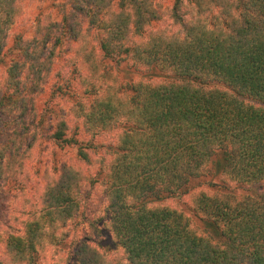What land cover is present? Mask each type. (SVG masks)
Masks as SVG:
<instances>
[{
  "label": "trees",
  "instance_id": "16d2710c",
  "mask_svg": "<svg viewBox=\"0 0 264 264\" xmlns=\"http://www.w3.org/2000/svg\"><path fill=\"white\" fill-rule=\"evenodd\" d=\"M21 1L0 0L2 110L25 103V71L42 80L63 34L81 40L80 17L88 19L86 39L96 29L91 56L145 73L125 82L122 95L100 88V78L91 82L97 67L78 70L80 88L59 85L73 108L48 110L41 123L60 149L76 148L82 168L54 167L27 200L20 227L0 233V264H35L36 252L70 239L87 185L103 187L102 224L124 257L108 260L91 234L78 243L77 264H264V0H176L173 18L184 35L174 39L148 33L159 20L151 0H72L73 13L53 24L60 36L50 27L31 40L22 34L6 63ZM9 148L0 163L11 161ZM20 168L0 164L4 210L23 189Z\"/></svg>",
  "mask_w": 264,
  "mask_h": 264
},
{
  "label": "rangeland",
  "instance_id": "374dc122",
  "mask_svg": "<svg viewBox=\"0 0 264 264\" xmlns=\"http://www.w3.org/2000/svg\"><path fill=\"white\" fill-rule=\"evenodd\" d=\"M151 1L158 12L159 20L152 23V26L147 30L148 33L150 35H165L171 39L183 36V29L173 18V7L176 0ZM72 7V0H22L16 24L7 32L6 56L4 58L6 63L11 59L8 56L9 49L15 46L16 38L22 34L25 40H31L36 38V30H40L42 33L50 27L54 35L60 36L62 29L58 30L57 26L53 24L60 23L63 18L73 13ZM188 11H192L191 7L183 8L179 10V13L186 16ZM87 20L84 17L77 20L84 32L81 40L74 41L69 35L63 34L64 44L56 48L51 69L43 75L42 80H33L35 78L33 74L28 78L27 73L29 71H25L22 80L24 89H27L26 92H28L25 103L21 104V107L9 111L0 108V152L4 147H10L11 150L9 152L6 150V152L13 154L11 161H9L11 155H7L0 164L5 165L7 162L8 164L12 163V166L15 167L21 165L20 171L25 172V175L19 174L18 176V184L23 186V189L17 187L14 190V196L17 195V197L9 199V207L4 210L1 207L3 201L0 202V233L12 232V230L20 227L23 220L21 219L22 214L28 209L27 200L43 191L45 182L55 174L54 167L56 165L68 161L75 166H80L75 157L76 148L60 149L57 144L50 141L51 132L46 128L47 123L44 122L45 125L41 123V119L50 114L48 110H53L59 114L61 111H68L73 108V103L58 93L59 85L67 86L69 84L68 86L77 88L78 82H80L78 70L83 72V68L89 66L93 71L97 67L94 69L96 75L91 76V82L98 85L97 80L100 78V88L107 83L106 85L111 88V92L122 95V93H128L124 89L125 82L130 81V79H139L145 73L140 71L143 69H139L137 73L133 72L126 62L116 65L110 59H100L98 54L96 58L91 56V53L97 49L98 42L93 35L96 29H92L90 37L86 39ZM38 23L41 25L38 26ZM146 41L144 40V42ZM138 42L144 43L143 40ZM53 46L54 44L47 48L46 55L49 54ZM5 71L6 64L2 66L0 64V98L7 81ZM31 87L32 91L30 92ZM26 92H24L25 95ZM75 99L76 97H73L72 100L81 101L80 98ZM42 126L45 127L43 132L39 129ZM70 132L72 134L74 130ZM80 167L82 168V166ZM106 210L107 203L103 187L97 185L94 189L87 185L81 206L82 215L71 226V238L62 243H49L45 253L36 252V263L77 264L75 255L78 243L91 234H94L91 243L93 247L102 253L106 251L107 253L104 254L108 260L120 262L124 257L123 251L105 230V223L109 220ZM16 218L20 221H15ZM98 220L100 222H97ZM91 223L100 230L92 232ZM99 244L102 247H99ZM5 260L6 258L3 259L0 253V262H5Z\"/></svg>",
  "mask_w": 264,
  "mask_h": 264
}]
</instances>
